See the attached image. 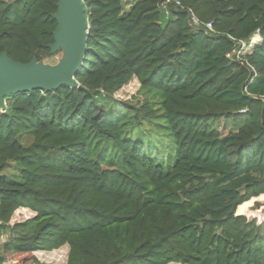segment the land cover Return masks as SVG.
<instances>
[{"label":"trees","instance_id":"1","mask_svg":"<svg viewBox=\"0 0 264 264\" xmlns=\"http://www.w3.org/2000/svg\"><path fill=\"white\" fill-rule=\"evenodd\" d=\"M164 1L83 0L84 90L0 110V264H264V0ZM58 4L0 0V53L57 64ZM132 81L144 99H118Z\"/></svg>","mask_w":264,"mask_h":264},{"label":"water","instance_id":"2","mask_svg":"<svg viewBox=\"0 0 264 264\" xmlns=\"http://www.w3.org/2000/svg\"><path fill=\"white\" fill-rule=\"evenodd\" d=\"M85 13L83 0H59L58 11L52 16L57 22L54 43L48 45L52 55L62 53L55 65L37 59L23 64L0 53V110L5 111L7 101L19 94L50 93L63 87L84 90L76 77L87 54L89 25Z\"/></svg>","mask_w":264,"mask_h":264},{"label":"rangeland","instance_id":"3","mask_svg":"<svg viewBox=\"0 0 264 264\" xmlns=\"http://www.w3.org/2000/svg\"><path fill=\"white\" fill-rule=\"evenodd\" d=\"M138 0H126V4L124 7V14L128 13L130 7ZM165 16L163 17V22H165ZM261 42L260 38L256 35L251 40V45L244 44L245 51L241 52L242 54L252 52L253 48ZM62 58V53L59 52L58 56L56 57L57 63ZM139 84L136 81H132L129 85L124 87L118 94L117 98L126 101L130 99H135V97L140 98L141 100L144 99L143 96H140L139 93ZM140 96V97H139ZM162 115V111L159 112ZM163 119V118H162ZM164 120V119H163ZM219 128L223 131V134H227L233 128L232 119H222L220 123H218ZM13 171V170H11ZM35 214L27 209L18 210L12 219V223L22 222L26 219L32 218ZM249 218L257 222L258 225L264 226V197L256 199L254 204L249 209ZM66 250L62 249L59 252H53L51 254H39L38 253V261L42 264H64L66 261ZM12 261L8 264H11Z\"/></svg>","mask_w":264,"mask_h":264},{"label":"built area","instance_id":"4","mask_svg":"<svg viewBox=\"0 0 264 264\" xmlns=\"http://www.w3.org/2000/svg\"><path fill=\"white\" fill-rule=\"evenodd\" d=\"M174 4L176 6V8H183L182 4L180 1L178 0H165L164 3L162 4L163 9L165 10V12L168 14L170 12V5ZM189 14H190V19H191V23L196 26V27H205V31L207 33H213L214 32V26L213 23H208V24H204L202 23L197 16H195V14L192 12V10H189ZM241 113H244V111H242Z\"/></svg>","mask_w":264,"mask_h":264},{"label":"crops","instance_id":"5","mask_svg":"<svg viewBox=\"0 0 264 264\" xmlns=\"http://www.w3.org/2000/svg\"><path fill=\"white\" fill-rule=\"evenodd\" d=\"M62 249H65L66 250V254H68V250H69V248L67 247V246H65V247H63ZM61 249V250H62ZM60 251V250H59ZM59 251H54V252H59ZM39 254H51V253H53V252H51V253H42V252H38ZM38 253H35V256L36 257H38Z\"/></svg>","mask_w":264,"mask_h":264}]
</instances>
